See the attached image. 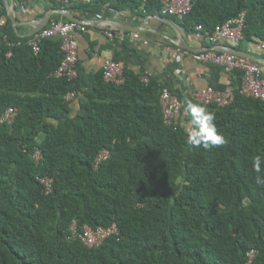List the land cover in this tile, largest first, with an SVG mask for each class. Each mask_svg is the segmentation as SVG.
<instances>
[{
	"label": "trees",
	"instance_id": "trees-1",
	"mask_svg": "<svg viewBox=\"0 0 264 264\" xmlns=\"http://www.w3.org/2000/svg\"><path fill=\"white\" fill-rule=\"evenodd\" d=\"M161 6L160 0H96L59 8L162 15ZM242 12L238 49L264 41V0H193L180 23L201 26L206 36ZM25 41L6 19L0 119L9 108L17 113L11 126L0 122V264H246L251 250L252 264H264V183L257 182L264 169L252 167L264 156V104L239 95L242 73L230 74V106H206L226 142L192 147L185 128L164 123L165 86L142 82L143 68L129 67L127 60L139 57L126 40L120 86L105 83L102 71L84 76L78 67L75 80L55 78L61 40H42L37 54ZM69 93L78 100L76 112ZM177 97L180 113L196 102ZM101 151L109 156L94 167ZM45 177L53 180L50 194L38 181ZM112 226L116 231L94 247L81 240L85 227Z\"/></svg>",
	"mask_w": 264,
	"mask_h": 264
},
{
	"label": "crops",
	"instance_id": "crops-1",
	"mask_svg": "<svg viewBox=\"0 0 264 264\" xmlns=\"http://www.w3.org/2000/svg\"><path fill=\"white\" fill-rule=\"evenodd\" d=\"M59 6L67 5L55 0H0V13L4 11L0 27L5 25L6 19L9 20L8 14L13 15L16 23L13 25L9 21L14 33L27 41L29 36L34 35H31L33 32L38 33L51 22L67 19L58 12L62 9ZM68 12L86 24L84 30H78L72 36L77 46L76 68L84 76L98 74L107 60L121 64L123 53L120 44L126 40L139 57L129 58V67L136 72L142 67L149 81L155 80L175 96L181 94L191 97L194 92L206 88L219 92L233 89L231 75L212 65L196 62L185 54L186 51L202 52L212 48L207 37L195 27L186 29L177 20L161 14L146 15L140 11H118L109 7L97 13ZM46 16L50 17L49 22L37 31L38 24ZM105 31H111L117 37L111 40ZM132 33L139 34L141 41L132 40L129 36ZM142 41L148 44L143 45ZM226 46V43H221L217 48L223 50ZM240 47L236 49L254 58L251 61H264L260 59L264 53V41L256 40ZM71 107L74 112L78 111L77 99L72 100ZM180 114L175 117L174 123L186 130V112Z\"/></svg>",
	"mask_w": 264,
	"mask_h": 264
},
{
	"label": "built area",
	"instance_id": "built-area-1",
	"mask_svg": "<svg viewBox=\"0 0 264 264\" xmlns=\"http://www.w3.org/2000/svg\"><path fill=\"white\" fill-rule=\"evenodd\" d=\"M61 5H70L72 3L91 4L96 0H55ZM162 15L176 18L179 22H182L192 10L193 0H160ZM245 25V13L242 12L236 17L217 25L212 31L206 32L207 40L211 45V49L202 52H189L185 54L191 56V58L203 64L212 65L223 70L227 74L233 72L242 73L241 84L239 88V95L245 98H251L253 100L260 101L264 104V61L253 62L250 59L242 56L227 53L217 47L221 43H226L228 46L238 48L240 42L243 39V28ZM85 23L80 22H62L53 21L48 27L40 30L33 36H29L25 45L33 50L37 54L40 50L39 44L42 40L59 38L61 40V50L64 54L59 66L51 75L55 78H66L68 80H75L77 78V46L73 40V33L78 30H84ZM198 31H202L201 26H197ZM124 35L123 33H121ZM120 34V35H121ZM105 35L113 40L117 35L111 31H105ZM134 41H141L139 34L132 33L129 35ZM143 45H147V41H142ZM17 46H22L23 43L19 42ZM11 54L9 53L7 57ZM102 79L105 83L114 84L120 86L125 82V76L121 64L107 60L102 66ZM140 80L144 83L149 82L147 76L141 75ZM74 97L73 93H69L66 96L68 101ZM234 92L232 88H229L223 92L215 91L211 88L196 91L192 94V98L205 106L215 105L216 107L223 108L230 106L234 102ZM160 106L164 119V123L167 126L174 125L175 117L181 112L183 103L177 96L173 95L168 88H163L160 94ZM16 109L9 108L1 117L0 122L11 126L16 118ZM109 156L108 151H101L95 158L93 165L98 166L100 162L105 160ZM41 158V151L37 150L33 159L38 162ZM39 183L45 187V193L50 194L52 191L53 180L49 177L39 178ZM115 226L108 229L98 228L93 231L87 227L84 228V233L81 236V240L89 247H94L102 242V240L115 232ZM257 252L251 250L246 253V264H252L253 259L256 257Z\"/></svg>",
	"mask_w": 264,
	"mask_h": 264
},
{
	"label": "clouds",
	"instance_id": "clouds-1",
	"mask_svg": "<svg viewBox=\"0 0 264 264\" xmlns=\"http://www.w3.org/2000/svg\"><path fill=\"white\" fill-rule=\"evenodd\" d=\"M185 111L191 117L187 121L186 142L192 147L209 148L223 145L226 141L222 133L218 132L214 123L215 114L200 103L188 102ZM255 172L260 173L264 169V156L257 155L252 163ZM258 183H264V179L258 178Z\"/></svg>",
	"mask_w": 264,
	"mask_h": 264
},
{
	"label": "water",
	"instance_id": "water-1",
	"mask_svg": "<svg viewBox=\"0 0 264 264\" xmlns=\"http://www.w3.org/2000/svg\"><path fill=\"white\" fill-rule=\"evenodd\" d=\"M62 16L66 17L69 21H72V22H80L78 21L70 12H68L67 10H63V9H60L58 11ZM8 18L9 20L12 22V24L14 25L16 23V20L14 18L13 15L11 14H8ZM50 20V17L49 16H46V18L40 22L39 27L36 28V30H40L42 27L45 26V24H47ZM81 23V22H80ZM84 23V22H82ZM35 30V31H36ZM35 34V32H33L31 35ZM223 51L227 52V53H230V54H234V55H237V56H242V57H246V58H249V59H254L252 58L251 56H249L248 54L246 53H243L241 52L240 50L236 49V48H233L231 46H226V47H223Z\"/></svg>",
	"mask_w": 264,
	"mask_h": 264
}]
</instances>
